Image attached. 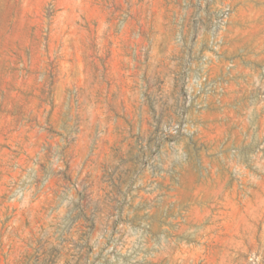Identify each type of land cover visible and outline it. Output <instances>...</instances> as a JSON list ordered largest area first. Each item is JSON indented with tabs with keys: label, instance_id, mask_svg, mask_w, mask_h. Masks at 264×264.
Returning a JSON list of instances; mask_svg holds the SVG:
<instances>
[{
	"label": "rangeland",
	"instance_id": "1",
	"mask_svg": "<svg viewBox=\"0 0 264 264\" xmlns=\"http://www.w3.org/2000/svg\"><path fill=\"white\" fill-rule=\"evenodd\" d=\"M0 264H264V0H0Z\"/></svg>",
	"mask_w": 264,
	"mask_h": 264
}]
</instances>
